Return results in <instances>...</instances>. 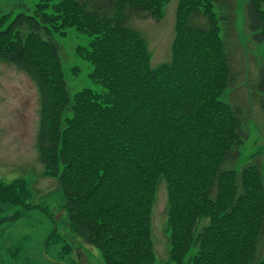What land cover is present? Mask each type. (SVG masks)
Wrapping results in <instances>:
<instances>
[{
  "label": "trees",
  "instance_id": "trees-1",
  "mask_svg": "<svg viewBox=\"0 0 264 264\" xmlns=\"http://www.w3.org/2000/svg\"><path fill=\"white\" fill-rule=\"evenodd\" d=\"M17 1L23 10L0 15V60L36 85L38 160L57 180L69 232L102 264H156L151 212L163 181L172 262L264 264L263 167H226L246 137L239 109L222 99L241 73L232 65L238 0H178L170 59L155 67L129 16L160 21L170 0ZM261 5L245 0L244 26L257 44ZM71 28L90 38L74 55L100 91L68 90L54 36ZM27 189L23 179L0 186V203L23 204Z\"/></svg>",
  "mask_w": 264,
  "mask_h": 264
},
{
  "label": "rangeland",
  "instance_id": "rangeland-1",
  "mask_svg": "<svg viewBox=\"0 0 264 264\" xmlns=\"http://www.w3.org/2000/svg\"><path fill=\"white\" fill-rule=\"evenodd\" d=\"M17 2L0 0V15L10 10L14 13L23 10ZM177 2L169 1L160 21L142 13L129 16V26L138 31L148 44L153 67L170 59ZM23 5L31 8L34 4ZM244 7L245 0H238L236 51L239 52V60L232 64L241 73L238 77L235 75L237 83L225 92L222 99L239 109L246 137L239 147L238 158L226 167L241 170L252 163H259L264 170V114L260 105L264 93L259 89L260 71L264 70V42H253L247 33ZM261 7L264 11V5ZM54 37L60 44L68 90L75 92L88 88L100 91L102 88L87 77L91 66L74 55L76 46H87L90 38L73 28L66 31L64 38ZM72 67H78L76 77L71 74ZM38 122L36 85L23 71L0 60V186L23 179L28 188L23 204L0 203V264H102L99 251L68 230L64 198L57 180L43 174V166L38 160ZM167 209L166 186L161 181L151 212L156 264H175L169 258ZM261 247L264 248V243ZM261 252L264 253V249ZM258 253L262 254L260 247Z\"/></svg>",
  "mask_w": 264,
  "mask_h": 264
}]
</instances>
